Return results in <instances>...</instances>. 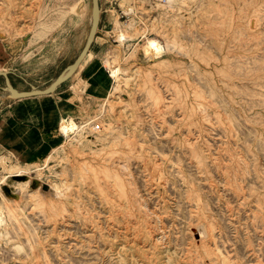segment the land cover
I'll return each mask as SVG.
<instances>
[{"label":"rangeland","instance_id":"obj_1","mask_svg":"<svg viewBox=\"0 0 264 264\" xmlns=\"http://www.w3.org/2000/svg\"><path fill=\"white\" fill-rule=\"evenodd\" d=\"M154 3L129 1L141 28L120 46L111 27L116 18L128 23L124 0H99L90 56L59 87L74 106L69 117L54 106L42 107V117L30 111L56 104L53 96L2 107L0 120L23 111L18 118L43 141L26 145L0 128V176L28 168L22 179L37 191L33 200L3 186L22 228L1 246V264H264V0L178 1L166 22ZM90 10L91 0H0V48L8 54L0 69L14 68L20 89L45 88L81 50ZM146 38L163 46L161 58L143 56ZM107 52L122 71L138 72L115 97ZM162 58L170 66H153ZM146 71L159 103L146 94ZM60 117L93 119V127L80 131L81 143L65 140ZM56 191L65 193L58 198Z\"/></svg>","mask_w":264,"mask_h":264},{"label":"bare ground","instance_id":"obj_2","mask_svg":"<svg viewBox=\"0 0 264 264\" xmlns=\"http://www.w3.org/2000/svg\"><path fill=\"white\" fill-rule=\"evenodd\" d=\"M130 0H124L125 3V7H123L125 14L127 15L128 18V23L127 24H123L121 23V21L119 20V18H116L113 22H112V27H111V33H113V37L115 38V42L119 43L120 46H123L125 44V42L128 39V36L130 34L131 31H138L141 27L139 26L140 21L138 22L136 20V14L134 12L133 6H131L129 4ZM132 1V0H131ZM145 1V0H144ZM182 2L185 0H160V1H156L155 0V5L154 8L156 10V13L158 15V17H160L161 19H164V21H168V19L170 17H174L176 9L177 7V2ZM127 3L129 4L127 7ZM123 5V4H122ZM79 6V5H78ZM137 5H135L136 8ZM150 7V6H149ZM77 10L71 9V13L76 14ZM153 15V14H152ZM250 18V17H249ZM252 19V18H250ZM249 20V19H248ZM252 21V20H251ZM253 23V22H252ZM38 25H44V23L39 22ZM250 25V24H249ZM251 26V25H250ZM248 26V27H250ZM253 26V25H252ZM144 27V26H143ZM142 27V28H143ZM251 29V28H250ZM235 30V29H234ZM240 30V29H239ZM242 31V30H241ZM40 33V31L38 30V32H36V35ZM160 33L162 34V36L165 38V42L167 45L172 43L171 38L169 37V35L166 33V30L164 29V27L161 28ZM247 35V34H246ZM135 36V35H134ZM140 36V35H139ZM141 36L145 37V31L141 33ZM239 36V35H238ZM257 36V34H256ZM247 37V36H246ZM242 38V37H241ZM240 38H238L239 40ZM244 39V38H243ZM247 39V38H246ZM249 40V39H248ZM257 44V43H256ZM141 46V45H140ZM234 46V45H233ZM122 48V47H121ZM141 49V53L143 54V56H155L158 58L162 57V54L164 52L163 46H161V44L159 43V41L155 40V39H148L146 38L145 43L140 47ZM232 48V47H231ZM130 50V49H129ZM106 51V50H105ZM138 52V51H137ZM119 53V52H118ZM106 54V53H105ZM119 55V54H118ZM126 55V54H124ZM123 55V56H124ZM90 56V52H88L87 56L85 59H87ZM8 57V54L3 51L0 48V63H3L6 61ZM105 65L106 68L108 69V71L110 72V77L111 79H113L114 81V86L113 87V96L115 97V95H117L120 91H125V89L128 86V83L131 84H135L136 83V79L138 77V72L136 71H130V73H126L125 71L121 70V67L119 66V57L113 53V52H107V58L105 59ZM157 66L158 68L161 67H168L170 66V62L168 61L167 58H162L160 59L157 63H154L153 66ZM81 67V65L79 66V68ZM78 68V69H79ZM77 69V70H78ZM2 71V70H0ZM152 71H146L144 73V75L142 76V82L143 85L145 87V91L146 94L149 98L152 99L153 103H159L161 100V93H159L158 89L156 87H154L152 81L153 77H152ZM157 86V85H156ZM160 87V86H159ZM261 89V88H260ZM112 90V88H111ZM160 90V89H159ZM109 92H107L105 94V103L107 102H111L109 99ZM123 94V93H122ZM49 95V94H47ZM40 96H45V95H40ZM204 96V95H203ZM35 97V96H32ZM120 100L122 99L121 97ZM204 98V97H203ZM21 99V98H20ZM148 99V98H147ZM123 100V99H122ZM204 100V99H203ZM185 102V101H184ZM198 103V102H197ZM210 103V102H209ZM211 105V104H210ZM199 106V105H198ZM197 107V106H196ZM197 108H200L197 107ZM103 109V110H102ZM101 109L100 115L97 118L102 117L104 111H105V107H103ZM197 110V109H196ZM202 112V111H201ZM102 114V115H101ZM204 114V113H203ZM205 116V114H204ZM96 118V119H97ZM206 118V117H205ZM66 121V120H65ZM94 122L93 119H89L88 121H84L83 123H76L75 120L71 119L70 121H68V123H65L63 121V119L61 118L60 123H58V131L60 133H65L67 136V139H69V141L71 139H75L77 143H81V139L84 138V136H82V134L80 133V131L85 127H93L91 124ZM148 125H150L148 123ZM96 126V124H95ZM71 134V135H70ZM251 135V134H250ZM254 136V135H253ZM202 137V136H201ZM174 138V137H173ZM182 140V139H181ZM187 141V140H186ZM192 141V140H191ZM66 142V141H64ZM92 144L94 142H91ZM264 143V141H263ZM64 145H59L56 148H53V150L48 153L45 156V160L44 163L47 164V162L53 157V152L57 151L58 149L62 148ZM72 145V144H70ZM114 146V145H113ZM193 146V145H192ZM238 146V145H237ZM73 147V146H71ZM94 146H92L93 148ZM163 147V146H162ZM234 147V146H233ZM254 147V146H253ZM160 148V147H158ZM173 148V147H172ZM211 148V147H210ZM240 148V146H239ZM145 149V148H144ZM213 149V148H212ZM224 149V148H223ZM102 149H100L99 151H101ZM117 150V149H116ZM169 150V148H168ZM209 150V149H208ZM229 150V149H228ZM261 150V149H260ZM163 151V150H162ZM159 152V151H157ZM212 152V151H211ZM247 152V151H246ZM236 153V152H235ZM63 154H65L63 152ZM186 154V153H185ZM238 154V153H237ZM239 155V154H238ZM237 155V156H238ZM39 157V156H38ZM204 157V156H203ZM217 158V157H216ZM180 159V158H179ZM146 160V159H145ZM231 160V159H229ZM155 161V160H154ZM159 161V160H158ZM243 161V160H242ZM219 162V161H218ZM241 162V161H240ZM5 163V162H4ZM86 162H83V164H85ZM247 163V162H246ZM2 165H4L3 163H1ZM144 164V163H143ZM215 164V163H214ZM248 164V163H247ZM251 164V163H250ZM9 165V163H8ZM7 167L9 169H11L10 166ZM156 165V164H155ZM216 165V164H215ZM6 166V165H5ZM152 166V165H151ZM226 166V165H225ZM247 166V165H246ZM19 167V166H18ZM22 167V166H21ZM16 168L17 170L14 171L13 169L10 170L9 173H2L3 175L0 176V195H1V199H0V250H1V246L3 244H6L9 241V235L10 233L14 230V229H21L22 228V222L20 219H18V214L16 213V210L19 208L18 205L12 203L10 200H8L4 195H3V186H9L11 188H13L15 190V194L20 193V197L24 198L25 196L29 197L30 199L36 200L37 197V191L36 190H31L29 189V185H28V181H24L22 179V177L24 175H27L30 171V169L28 168ZM41 167V166H40ZM227 167V166H226ZM4 168V167H2ZM221 168V167H220ZM237 168V166L235 167ZM240 168V167H239ZM5 169V168H4ZM159 169V168H158ZM157 169V170H158ZM176 169V168H175ZM222 169V168H221ZM224 169V168H223ZM1 170V169H0ZM4 171V170H3ZM12 171V172H11ZM237 172V171H236ZM244 172V171H243ZM58 173V172H56ZM177 173V172H176ZM210 173V172H209ZM111 175V172H110ZM132 175V174H131ZM249 175V174H248ZM151 176V175H150ZM9 178H12L11 180ZM115 178H117L116 174H115ZM205 180V179H204ZM117 181V180H115ZM181 181V180H180ZM111 183V182H110ZM115 183V182H114ZM130 183V182H129ZM57 184V183H56ZM58 185V184H57ZM211 186V185H210ZM62 188V187H59ZM51 189V188H50ZM70 189V188H69ZM202 189V188H201ZM63 190V188H62ZM54 192V191H53ZM68 192V191H67ZM74 192V191H73ZM41 193V192H39ZM65 193V192H64ZM62 191H56V196L58 198H61L64 194ZM72 193V191L70 192ZM42 194V193H41ZM195 195V194H193ZM16 196V195H15ZM19 197V199H20ZM211 197V196H210ZM17 198V197H16ZM194 198V196H193ZM18 199V201H19ZM54 199V198H53ZM207 199V198H206ZM121 203V202H120ZM162 203V202H161ZM124 207V206H123ZM64 208V207H63ZM147 209V208H146ZM66 210V209H64ZM154 212L156 213V211L154 210ZM143 216V215H142ZM27 217V216H26ZM207 226V225H206ZM33 227V226H32ZM35 229V228H34ZM148 229V227H147ZM208 229V228H207ZM150 230V229H148ZM16 232V231H15ZM24 234L27 235V231H24ZM128 232V231H127ZM150 232V231H149ZM204 238V237H203ZM206 238V237H205ZM26 241H29V237L26 236ZM202 239V238H201ZM208 239V237H207ZM202 242L204 240H201ZM170 242V241H169ZM176 242V241H175ZM23 243V242H22ZM216 243V242H215ZM202 245V244H201ZM217 245V243H216ZM143 247V246H142ZM17 249H21V246L19 244L16 245ZM29 248V247H28ZM195 248V247H194ZM197 248V247H196ZM219 248V247H218ZM219 251V250H218ZM211 253V252H210ZM215 253V252H214ZM213 253V254H214ZM212 254V253H211ZM216 256H218L217 254H215ZM222 255V254H220ZM41 257V256H40ZM196 258V257H195ZM223 259V257H221ZM219 257V259H221ZM227 258V257H226ZM221 259V260H222ZM225 259V257H224ZM229 260V259H228ZM204 261V260H203ZM192 262V261H191ZM222 262H224L222 260ZM228 263V262H227ZM1 264V263H0ZM224 264V263H223Z\"/></svg>","mask_w":264,"mask_h":264},{"label":"crops","instance_id":"obj_3","mask_svg":"<svg viewBox=\"0 0 264 264\" xmlns=\"http://www.w3.org/2000/svg\"><path fill=\"white\" fill-rule=\"evenodd\" d=\"M97 30H98L97 31V33H98L100 28H98ZM97 33H96V35H97ZM96 35H95V38H96ZM89 52H90V50H89ZM84 62L86 63V59L83 61V63L81 64V67L76 71V73L72 76V78L76 77L78 75V73H80V71L82 69V65L84 64ZM0 70L9 72L10 84L16 90L26 91V90L20 89L18 87L16 81H18L19 76H18V74H16L14 68L6 67V68H2ZM22 82H24V80H22ZM3 85H4L3 78L0 77V87ZM51 96H53L54 99L56 100V104L52 101V103L45 105V106H42V102H40L39 104L32 106L30 111L36 112L37 114H39L42 117L41 112H40V111H42V107L45 111H48V110H50V108H52L54 106V107H56V109L58 107V109H57L58 113L60 112V114L62 116H66V118L69 117L70 116L69 113L71 112V110H74L73 109L74 106H73L70 98L68 96H66V91H63L60 88H58L55 91V93H53V94H49V95H45V96H35V97L14 99V100L29 101L32 99L49 98ZM12 100L13 99H11L7 93L0 91V112H1L2 107ZM22 112L23 111L14 110L12 113H10V115L8 117H6L5 119L2 118L0 120L1 135H4L7 139L10 138V140H12V139L20 140L22 143H24L26 145H30V146L39 145L43 141L42 134L37 130V128L32 123H30L29 121H26V120H21L18 118V117H20V115H21L20 113H22ZM60 114H59V116H60ZM0 117H2V116H0ZM17 148H18L17 144L11 145L10 150L8 152L10 153L13 151H17Z\"/></svg>","mask_w":264,"mask_h":264},{"label":"water","instance_id":"obj_4","mask_svg":"<svg viewBox=\"0 0 264 264\" xmlns=\"http://www.w3.org/2000/svg\"><path fill=\"white\" fill-rule=\"evenodd\" d=\"M100 20V8L99 0H91V10H90V26L84 41V44L79 51L76 58L71 64L66 66L57 76L51 81L45 88L39 89L33 85L29 86V90L18 91L16 90L9 81V72L0 71V77L3 78L4 85L0 87V91L5 92L11 99L27 98L32 96H40L53 94L55 91L66 81H68L77 71L79 66L85 60L90 47L94 41L98 25Z\"/></svg>","mask_w":264,"mask_h":264},{"label":"built area","instance_id":"obj_5","mask_svg":"<svg viewBox=\"0 0 264 264\" xmlns=\"http://www.w3.org/2000/svg\"><path fill=\"white\" fill-rule=\"evenodd\" d=\"M94 129H99V127L96 125V126H94ZM62 134V136H63V139H65V140H67V136H66V134L65 133H61ZM71 135V134H70Z\"/></svg>","mask_w":264,"mask_h":264}]
</instances>
